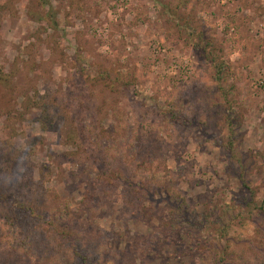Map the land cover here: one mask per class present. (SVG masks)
I'll use <instances>...</instances> for the list:
<instances>
[{
  "label": "rangeland",
  "instance_id": "obj_1",
  "mask_svg": "<svg viewBox=\"0 0 264 264\" xmlns=\"http://www.w3.org/2000/svg\"><path fill=\"white\" fill-rule=\"evenodd\" d=\"M50 1L56 30L39 25L35 0H0V148L26 162L20 174L0 169V189L40 198L43 178L47 217L69 203L72 236L2 200L0 264H83L72 243L97 264H264V0H191L181 11L234 72V154L214 69L160 5ZM108 69L114 90L97 81ZM172 106L189 126L171 120ZM95 160L135 183V199L123 186L84 209Z\"/></svg>",
  "mask_w": 264,
  "mask_h": 264
},
{
  "label": "trees",
  "instance_id": "obj_2",
  "mask_svg": "<svg viewBox=\"0 0 264 264\" xmlns=\"http://www.w3.org/2000/svg\"><path fill=\"white\" fill-rule=\"evenodd\" d=\"M157 5H160L162 8V13L170 16L172 20L175 21L177 26L179 27L180 31L182 34H189V41L191 43V46L193 49L200 53L202 59L210 63L212 68L214 69V74H213V80L216 83L217 90L219 92L220 97L224 100L225 105H226V110H227V127L230 132V143H229V151L230 153L234 154V147L235 143L234 141V136H233V131L234 128L238 125L239 114L238 110L239 108V103L237 102V99H235L234 95L236 94V89L235 86L230 85L229 81L232 79L234 76V72L229 65V63L224 59L223 57V52L221 49L217 47V43L215 40L209 39L206 37V34L203 32L201 33V29L199 30L197 26H194V23H192L193 19L190 16V14L182 13V10H186L189 7V4L191 0H177L176 1V6L172 7L170 3H162L161 0H153ZM36 6L39 5L42 11L39 10L37 14V21L39 25H48L52 27L54 30L57 29V22L55 21V16L52 14V4L50 0H35ZM49 9V10H48ZM199 33V34H198ZM192 34V35H191ZM196 35H198L197 39L195 38ZM192 39V41H191ZM196 39V40H194ZM54 41V40H53ZM57 41V40H56ZM55 42V41H54ZM56 43V42H55ZM82 74L85 73L84 70L81 72ZM112 75L113 72L111 70H104L102 73L99 74L98 80L100 81L101 79L103 81H106L107 88L114 90L115 82L113 83L112 81ZM124 80V78L122 79ZM117 81L121 83L120 76L117 77ZM124 86L123 88L128 87V82L124 81ZM42 101L39 102L38 106L36 107L37 109H40L43 111V113L49 112V102L47 101L46 97L42 96L41 98ZM44 109V110H43ZM172 110V111H171ZM171 120L173 122H179L184 124L185 127L189 126V119L185 115H178L175 114L173 106L171 107ZM237 114L239 116H237ZM239 119V120H238ZM75 136H78L75 134ZM78 147V146H77ZM26 163L25 162V157L22 156H17L16 152L9 146L6 145L3 148H0V169L2 172L7 171L11 172V169L13 170V173L18 174L21 173V170L23 169L21 167L22 164ZM26 165V164H24ZM23 165V166H24ZM28 165V164H27ZM91 168L93 169V174L95 173L97 176L92 180V182L89 184V189L85 194L83 203L86 206L84 209H92L93 205H97L102 197V194H106L107 192H111L112 189H120L121 187L125 186L123 188L122 194L124 195L125 198L127 199H135V196L138 195L137 193V188L135 183L130 181L129 178H125V181L123 180V175L121 173V170L119 171H114L116 172V175L111 172L112 170L109 169L108 165H103L101 164L100 161L95 160L94 166L92 165ZM4 169V171H3ZM24 170V169H23ZM118 172V173H117ZM12 173V172H11ZM30 176L31 179L29 181H32V172L30 171ZM29 177V176H28ZM43 178H41L40 182L41 183V189L39 190L40 193V200L38 196V192H29L30 193V198H27L25 195H21L22 199L20 201H16L11 197V195H8L7 192L4 193V189L1 191L0 189V201H4V206L8 208L9 211H11L13 214L20 215L23 217L22 219L25 220H33L35 223L38 225L44 224L45 226L51 225L53 228L56 230L61 231V235L64 239H67L70 237L71 233L67 231L70 227L68 222L69 217L71 216V207L69 203L61 202L58 200L59 203V208L58 210L56 209V216L54 217V221H50L49 216L47 217V204L44 201V193L41 195V192L43 190ZM30 182H28L29 184ZM21 185V184H20ZM25 183L21 185L18 189L20 192L24 191L25 189ZM143 192L146 191V186H142ZM104 189V190H103ZM105 191V192H102ZM135 190L136 192L134 193L133 191ZM25 192V191H24ZM101 192V193H100ZM36 198V199H35ZM137 198V197H136ZM8 201H7V200ZM139 200L142 199L141 197L138 198ZM32 200V201H31ZM99 205V204H98ZM262 208H264V200L262 202ZM65 222L66 225H62ZM29 224V223H28ZM62 225V226H61ZM72 236V235H71ZM63 239V240H64ZM256 242L250 241L249 245L255 246ZM71 249L73 250V255L78 258L83 264H97L100 262V257L98 258L97 262L95 260H91L90 255L88 254L87 250L83 249L81 245L78 244H73L71 245ZM228 249H226V252L224 253L225 257L229 258V255L227 253ZM224 257V259H225Z\"/></svg>",
  "mask_w": 264,
  "mask_h": 264
}]
</instances>
